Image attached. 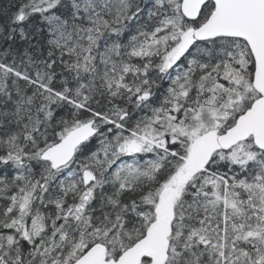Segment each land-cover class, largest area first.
<instances>
[{
  "label": "snow or ice",
  "instance_id": "snow-or-ice-1",
  "mask_svg": "<svg viewBox=\"0 0 264 264\" xmlns=\"http://www.w3.org/2000/svg\"><path fill=\"white\" fill-rule=\"evenodd\" d=\"M0 264H264V0H0Z\"/></svg>",
  "mask_w": 264,
  "mask_h": 264
}]
</instances>
